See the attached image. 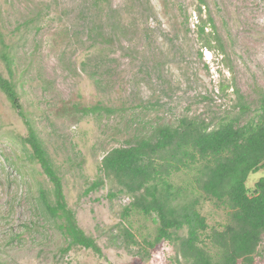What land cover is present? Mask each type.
I'll use <instances>...</instances> for the list:
<instances>
[{
	"label": "rangeland",
	"instance_id": "obj_1",
	"mask_svg": "<svg viewBox=\"0 0 264 264\" xmlns=\"http://www.w3.org/2000/svg\"><path fill=\"white\" fill-rule=\"evenodd\" d=\"M208 15L220 49L196 35ZM0 38L13 59L9 75L0 58V74L15 83L67 206L101 250L62 251L67 241L38 196L39 188L51 193V182L31 157L24 120L0 91V264H175L178 240L143 242L153 240L157 223L130 208L131 196L99 171L101 159L185 116L216 126L235 113L233 88L254 105L264 89V0H0ZM95 104L112 112L74 108ZM195 173L183 169L171 180L197 199L209 227L221 229L228 211L200 192ZM262 176L264 166L247 187ZM253 264H264V233Z\"/></svg>",
	"mask_w": 264,
	"mask_h": 264
},
{
	"label": "trees",
	"instance_id": "obj_2",
	"mask_svg": "<svg viewBox=\"0 0 264 264\" xmlns=\"http://www.w3.org/2000/svg\"><path fill=\"white\" fill-rule=\"evenodd\" d=\"M198 9L200 13L201 6ZM206 25L209 32H205ZM195 27L203 46L210 48L214 42L219 49L222 47L210 15ZM0 44V58L12 75L10 47L3 38ZM0 91L24 120L27 126L24 140L31 157L51 182V193L39 188L38 196L44 211L67 241L62 251L79 245L101 254L96 241L78 226L74 212L67 206L61 176L35 125L22 111L15 83L1 74ZM232 94L234 115H227L214 127L204 119L185 116L173 126H157L150 137L112 148L101 159L99 171L115 181L119 192L131 196L130 208L157 223L153 240L143 242L153 247L164 240H178L175 264L254 263L264 233V176L254 183L252 190L246 181L251 173L264 166V89L257 92L254 105L237 88H233ZM74 108L84 115L112 112L111 107L102 104ZM183 169L195 170L193 180L200 192L227 209L229 221L221 229L209 227L196 208L197 199L188 198L187 188L172 182V174ZM98 184L93 182L87 190ZM124 229L125 237L133 240V233ZM183 229L185 235L176 236ZM205 244H211L212 249Z\"/></svg>",
	"mask_w": 264,
	"mask_h": 264
}]
</instances>
